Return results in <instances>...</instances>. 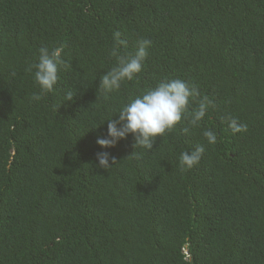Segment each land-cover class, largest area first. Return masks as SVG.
Listing matches in <instances>:
<instances>
[{
	"label": "trees",
	"instance_id": "trees-1",
	"mask_svg": "<svg viewBox=\"0 0 264 264\" xmlns=\"http://www.w3.org/2000/svg\"><path fill=\"white\" fill-rule=\"evenodd\" d=\"M117 31L129 52L153 43L105 99ZM60 44L72 69L30 101L26 69ZM168 77L213 101L200 128L182 122L149 151L131 135L97 145L121 105ZM198 144L200 163L181 171ZM0 264H264V0H0Z\"/></svg>",
	"mask_w": 264,
	"mask_h": 264
},
{
	"label": "clouds",
	"instance_id": "clouds-1",
	"mask_svg": "<svg viewBox=\"0 0 264 264\" xmlns=\"http://www.w3.org/2000/svg\"><path fill=\"white\" fill-rule=\"evenodd\" d=\"M111 39L108 56L113 64L106 74L100 77L99 85L105 99L109 98L110 93L118 91L125 82H131L138 77L148 58V49L153 43L150 38H141L137 41L136 50L129 52L126 50L127 42L122 39L120 32H114ZM65 47L60 44L51 49L47 46L37 49L36 63L26 69L39 86V92L32 93L30 101L42 100L43 95L52 92L58 84L61 70L72 69L71 60L65 59ZM11 76L14 78L16 73L13 71ZM73 97V93L68 91L66 102L71 101ZM193 102L196 107H192ZM214 107L213 101L206 95L201 96L198 87L191 81L180 77L163 78L154 87L142 89L128 103L121 105L117 111L118 119L106 120L107 133L98 136L96 143L101 148L109 149L131 135L134 141L133 149L142 148L149 151L153 149L157 137L172 132L182 122H187V127L183 129L185 133L190 129L200 128L208 110ZM221 120L227 121V127L233 135L247 131V125L239 123L234 117L225 116L221 117ZM202 135L208 146L217 143L215 131L205 129ZM205 151V145L198 144L191 151L181 152L180 170L187 171L199 164ZM96 160L97 167L103 170H107L116 162V158L108 151L97 152Z\"/></svg>",
	"mask_w": 264,
	"mask_h": 264
}]
</instances>
